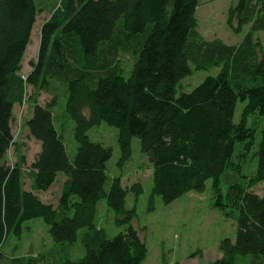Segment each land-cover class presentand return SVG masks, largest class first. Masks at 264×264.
I'll return each instance as SVG.
<instances>
[{
  "label": "trees",
  "instance_id": "trees-1",
  "mask_svg": "<svg viewBox=\"0 0 264 264\" xmlns=\"http://www.w3.org/2000/svg\"><path fill=\"white\" fill-rule=\"evenodd\" d=\"M202 1L60 0L42 25L37 61L25 79L21 70L38 0H0V264H143L147 244L133 226L137 208L127 209V196L133 192L138 201L144 189L134 185L129 191L119 177H109L114 149L89 134L104 123L117 129L119 165L131 160L133 139L141 142L153 166L152 195L165 204L203 192L212 181L217 207L230 209L237 226L235 240L225 239L223 258L212 264H264V197L252 192L264 183V123L252 176L231 185L224 199L220 183L234 158L248 163L240 143L253 145L257 137L247 121L264 117V49L255 38L264 32V0H239L230 9V27L237 33L249 28L236 45L201 35L196 13ZM216 67L217 75L180 92L193 68ZM51 82L68 91L76 157L69 156L55 124L56 103L36 105L27 126L42 148L24 171L7 159L16 139L14 109L27 85L48 88ZM239 102L246 106L236 124ZM59 174L66 179L59 202H43L40 193ZM102 201L117 215L118 235L111 237L99 221ZM35 219L48 225L53 250L46 258L9 262L3 247ZM75 246L84 249L76 260Z\"/></svg>",
  "mask_w": 264,
  "mask_h": 264
},
{
  "label": "rangeland",
  "instance_id": "rangeland-1",
  "mask_svg": "<svg viewBox=\"0 0 264 264\" xmlns=\"http://www.w3.org/2000/svg\"><path fill=\"white\" fill-rule=\"evenodd\" d=\"M239 0H203L198 7L196 18L198 19V30L207 41L220 39L229 45L240 44L246 32L237 33L229 25L230 9ZM38 13L35 28L31 36V42L27 47L24 56V64L21 75L27 79L34 69V62L37 61L39 45L41 41V31L43 24L52 16L54 10L60 5V0H38ZM235 32V33H234ZM256 40L261 41L264 49V32H257ZM131 60L128 56H123V65L129 68ZM220 68L198 71L193 68L190 76L182 80L180 92L193 91L208 76H215L220 72ZM24 79V80H25ZM26 97L24 101L18 103L13 113L12 126L16 137L10 147L7 159L10 163L18 165L26 171L35 161L36 156L41 152V143L30 135L27 123L33 116L36 105H50L56 103L53 108L55 124L59 133L63 136L69 156L75 158L78 145L75 140V123L67 113L68 91L57 82H51L48 88L33 87L27 85ZM246 105L242 102L238 104V111L235 123L242 120L241 112ZM248 127L255 131L256 140L253 145L248 142L240 143V148L245 152L248 163L242 162L236 157L227 166L221 176V191L224 195L233 184H246V178L255 171L257 160L254 153L257 151L261 140L264 117L259 114L250 116L247 121ZM96 132V138L94 132ZM94 141H100L110 145L114 149V157L109 162V177H119L124 187L132 191L134 185L143 187V194L137 198L133 192L127 196V209L137 208V216L134 218L133 226L141 231L143 241H146L148 255L143 264H212L214 260L223 258L224 246L222 243L226 238L235 240L237 231L236 221L230 209L222 210L217 207L218 195L213 183L209 180L203 192H188L171 204H165L160 196L152 195L153 191V166L145 153L142 152L141 142L134 138L131 160L123 165H119L121 150L118 143L117 129L104 123L89 132ZM94 136V137H93ZM251 144V145H250ZM250 145V146H248ZM240 155V154H239ZM245 158V160H246ZM55 185L47 192L40 193L43 202L56 205L62 195V188L66 181L64 175L59 174ZM26 189L30 188V181L24 176ZM252 192L264 197V183L256 185ZM137 201V202H136ZM136 202V205H135ZM99 221L107 228L109 235L115 236L121 232L116 225L117 215L113 210H109L105 201L99 207ZM28 227V228H26ZM81 246V244H79ZM227 246V244L225 245ZM51 235L48 225L42 219H35L25 224L22 237H13L2 249L8 261L15 259L36 258L45 255L53 250ZM83 248V247H82ZM84 249L75 246L72 259H79L84 256ZM50 256V253H48ZM6 261V259H5ZM38 264H46L40 261Z\"/></svg>",
  "mask_w": 264,
  "mask_h": 264
}]
</instances>
